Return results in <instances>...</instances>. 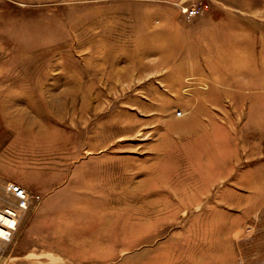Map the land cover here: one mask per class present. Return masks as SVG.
I'll use <instances>...</instances> for the list:
<instances>
[{
    "label": "rangeland",
    "instance_id": "374dc122",
    "mask_svg": "<svg viewBox=\"0 0 264 264\" xmlns=\"http://www.w3.org/2000/svg\"><path fill=\"white\" fill-rule=\"evenodd\" d=\"M235 50L264 66V0H0V198L40 196L0 264H264V79Z\"/></svg>",
    "mask_w": 264,
    "mask_h": 264
},
{
    "label": "built area",
    "instance_id": "2783aa9c",
    "mask_svg": "<svg viewBox=\"0 0 264 264\" xmlns=\"http://www.w3.org/2000/svg\"><path fill=\"white\" fill-rule=\"evenodd\" d=\"M183 12L190 18L197 13V9L192 6L189 10L183 9ZM7 192V198H0V249L13 237L20 217L29 208L31 201L40 199L39 195L28 193L24 187L16 183H9Z\"/></svg>",
    "mask_w": 264,
    "mask_h": 264
},
{
    "label": "crops",
    "instance_id": "0c3cea01",
    "mask_svg": "<svg viewBox=\"0 0 264 264\" xmlns=\"http://www.w3.org/2000/svg\"><path fill=\"white\" fill-rule=\"evenodd\" d=\"M216 25V26H215ZM213 31L219 33L220 32V25L215 24ZM235 35H236V31H234ZM220 36V35H217ZM234 44H237L238 42L236 40H234ZM241 44V42H240ZM244 48L246 49V47L244 46ZM214 52V50L211 51V53ZM238 52L235 50L232 52V55L230 57V60L226 66L227 70L229 71L230 77H239V78H243L245 77V79H253L256 78V74L261 75L260 78L264 79V66L260 69H256L253 65V61L248 59L247 56H245L244 58L238 56ZM207 65H209L210 69L212 68V70H214V62L210 61L207 62ZM196 72V70H188V72ZM171 75H175L176 77H182L183 74H181V71H175L173 73H171ZM191 76V75H190Z\"/></svg>",
    "mask_w": 264,
    "mask_h": 264
},
{
    "label": "bare ground",
    "instance_id": "6f19581e",
    "mask_svg": "<svg viewBox=\"0 0 264 264\" xmlns=\"http://www.w3.org/2000/svg\"><path fill=\"white\" fill-rule=\"evenodd\" d=\"M260 182H261V176H260ZM240 231H238L237 233H239Z\"/></svg>",
    "mask_w": 264,
    "mask_h": 264
}]
</instances>
